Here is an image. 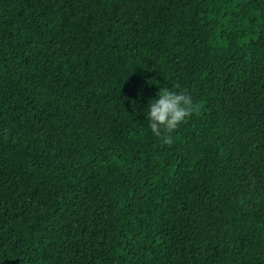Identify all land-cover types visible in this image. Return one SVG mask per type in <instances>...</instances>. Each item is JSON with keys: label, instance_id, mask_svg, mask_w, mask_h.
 I'll list each match as a JSON object with an SVG mask.
<instances>
[{"label": "trees", "instance_id": "obj_1", "mask_svg": "<svg viewBox=\"0 0 264 264\" xmlns=\"http://www.w3.org/2000/svg\"><path fill=\"white\" fill-rule=\"evenodd\" d=\"M0 264H264V0H0Z\"/></svg>", "mask_w": 264, "mask_h": 264}, {"label": "clouds", "instance_id": "obj_2", "mask_svg": "<svg viewBox=\"0 0 264 264\" xmlns=\"http://www.w3.org/2000/svg\"><path fill=\"white\" fill-rule=\"evenodd\" d=\"M148 109L149 127L165 144H172V133L199 110L186 91L176 92L167 87L159 91L158 98L149 103Z\"/></svg>", "mask_w": 264, "mask_h": 264}]
</instances>
